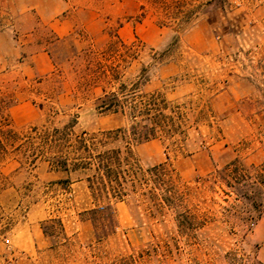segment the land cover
Masks as SVG:
<instances>
[{
	"label": "rangeland",
	"instance_id": "obj_1",
	"mask_svg": "<svg viewBox=\"0 0 264 264\" xmlns=\"http://www.w3.org/2000/svg\"><path fill=\"white\" fill-rule=\"evenodd\" d=\"M116 36L139 50L93 83ZM142 66L182 132L99 146L129 147L142 174L101 210L92 171L51 161L71 168L76 134L128 127L96 97ZM0 140V264H264V0H0ZM29 220L47 237L31 250L16 235Z\"/></svg>",
	"mask_w": 264,
	"mask_h": 264
},
{
	"label": "trees",
	"instance_id": "obj_2",
	"mask_svg": "<svg viewBox=\"0 0 264 264\" xmlns=\"http://www.w3.org/2000/svg\"><path fill=\"white\" fill-rule=\"evenodd\" d=\"M139 47L134 43L126 44L118 36L109 42L105 50L99 56L91 59L88 67L90 80L93 82L100 77L106 83L119 80L116 70L117 59L125 61L127 57L135 58ZM89 51V50H88ZM91 51V50H90ZM91 52H88L89 54ZM164 52L161 53L163 55ZM104 58V62L102 59ZM90 61V60H89ZM107 62V63H106ZM94 66L92 67V65ZM148 80L146 68L142 66L137 74L136 81L127 86L125 82H119L115 88H107L101 85V92L96 97V108L100 112L120 113L129 121L127 128H117L114 131L107 130L98 133L82 132L76 134L71 142V168L68 166L66 157H55L51 164L55 170L69 171L90 170L92 173L86 175L87 187L94 201L105 200L99 205L101 210L111 208L110 201L121 200L124 192V183L129 182L132 188L136 180L141 179V168L137 164L129 147L125 154H122L120 147L103 148L108 138H127L130 144H137L160 135L172 137L181 133L180 130L182 114L170 108L169 101L159 91H145L141 86ZM95 83V82H93ZM96 85V84H95ZM73 123L65 125L67 128ZM63 130V129H62ZM60 132L58 137L61 141L65 138V131L55 128ZM127 131V134H125ZM5 152V147L0 140V154ZM152 181H162L163 175L167 173L166 163L159 162L146 170ZM159 183V182H158ZM170 187V186H169ZM165 187L169 192L172 186ZM44 231V229H43Z\"/></svg>",
	"mask_w": 264,
	"mask_h": 264
},
{
	"label": "crops",
	"instance_id": "obj_3",
	"mask_svg": "<svg viewBox=\"0 0 264 264\" xmlns=\"http://www.w3.org/2000/svg\"><path fill=\"white\" fill-rule=\"evenodd\" d=\"M256 235L261 236L260 241V251L263 253L264 258V217H261L258 220V223L256 224L255 228ZM17 241L21 239L25 241V247H27V250H31L33 248L34 243H37L39 241H45L47 237H45V233L43 232L39 221H36L35 223L32 222V220H29L23 229L20 231V233H17ZM21 236V237H20Z\"/></svg>",
	"mask_w": 264,
	"mask_h": 264
}]
</instances>
